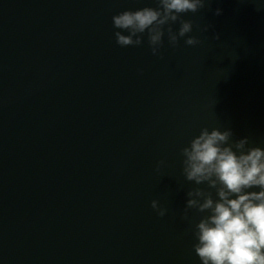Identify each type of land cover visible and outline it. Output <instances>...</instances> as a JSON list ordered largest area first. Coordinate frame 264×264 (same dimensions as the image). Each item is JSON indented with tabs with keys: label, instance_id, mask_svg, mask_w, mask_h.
I'll use <instances>...</instances> for the list:
<instances>
[{
	"label": "water",
	"instance_id": "obj_1",
	"mask_svg": "<svg viewBox=\"0 0 264 264\" xmlns=\"http://www.w3.org/2000/svg\"><path fill=\"white\" fill-rule=\"evenodd\" d=\"M156 5L0 0V264H200L180 150L204 127L264 148V0L181 14L194 45H118L112 16Z\"/></svg>",
	"mask_w": 264,
	"mask_h": 264
},
{
	"label": "clouds",
	"instance_id": "obj_2",
	"mask_svg": "<svg viewBox=\"0 0 264 264\" xmlns=\"http://www.w3.org/2000/svg\"><path fill=\"white\" fill-rule=\"evenodd\" d=\"M206 0H157L156 7L126 9L112 16L116 43L121 47L141 45L147 33L153 55H160L165 35L175 46L181 37L187 45L198 40L191 21L181 16L196 12ZM216 14L221 13L217 8ZM179 21L178 30L171 25ZM210 25H204L207 31ZM126 33V34H125ZM219 39V34H216ZM231 129L204 127L180 151L183 173L196 185L206 184L208 191L196 187L187 192L188 209L205 213L193 227L192 245L200 264H264V148L248 146V137L232 140ZM162 163V162H161ZM159 167V165H158ZM215 196H213V192ZM157 215L166 209L151 201Z\"/></svg>",
	"mask_w": 264,
	"mask_h": 264
}]
</instances>
